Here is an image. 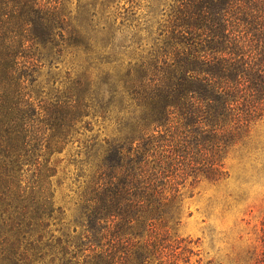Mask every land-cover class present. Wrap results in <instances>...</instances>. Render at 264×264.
I'll return each instance as SVG.
<instances>
[{
  "label": "trees",
  "instance_id": "trees-1",
  "mask_svg": "<svg viewBox=\"0 0 264 264\" xmlns=\"http://www.w3.org/2000/svg\"><path fill=\"white\" fill-rule=\"evenodd\" d=\"M169 2L164 38L132 65L39 81L63 52L89 62L87 38L59 0H0V264L197 255L175 230L181 190L227 178L228 150L264 117V0ZM98 119L109 137L87 134ZM69 166L73 219L56 200Z\"/></svg>",
  "mask_w": 264,
  "mask_h": 264
},
{
  "label": "rangeland",
  "instance_id": "rangeland-1",
  "mask_svg": "<svg viewBox=\"0 0 264 264\" xmlns=\"http://www.w3.org/2000/svg\"><path fill=\"white\" fill-rule=\"evenodd\" d=\"M59 1L60 13L67 17L66 31L87 38L89 62L81 52L75 59L63 52L54 57L51 67L41 69L39 81L62 79L66 72L73 76L79 66L89 67L94 79L124 69L158 45L168 30L169 0ZM110 123L98 119L87 134L109 137ZM60 157L65 159L59 163L62 168L69 152ZM224 162L227 178L189 179L181 190L184 216L175 230L192 240L197 255L180 264H264V117L228 150ZM72 168L67 167L66 176L59 173L61 185L56 189V200L69 219L76 216L73 202L78 185L68 177Z\"/></svg>",
  "mask_w": 264,
  "mask_h": 264
}]
</instances>
